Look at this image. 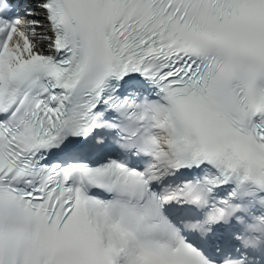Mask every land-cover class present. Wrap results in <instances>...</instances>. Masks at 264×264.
<instances>
[{"label":"snow or ice","instance_id":"1","mask_svg":"<svg viewBox=\"0 0 264 264\" xmlns=\"http://www.w3.org/2000/svg\"><path fill=\"white\" fill-rule=\"evenodd\" d=\"M0 264H264V0H0Z\"/></svg>","mask_w":264,"mask_h":264}]
</instances>
